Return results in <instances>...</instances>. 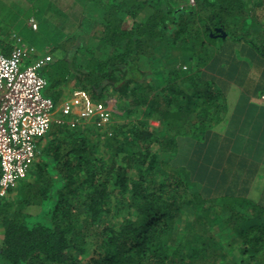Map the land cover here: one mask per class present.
I'll list each match as a JSON object with an SVG mask.
<instances>
[{
	"label": "trees",
	"instance_id": "obj_1",
	"mask_svg": "<svg viewBox=\"0 0 264 264\" xmlns=\"http://www.w3.org/2000/svg\"><path fill=\"white\" fill-rule=\"evenodd\" d=\"M55 1L23 8L58 31L50 95L115 98L120 122L37 142L0 199V264H264V147L226 101L264 93V0H75L67 33ZM15 44L0 33L5 55Z\"/></svg>",
	"mask_w": 264,
	"mask_h": 264
},
{
	"label": "built area",
	"instance_id": "obj_2",
	"mask_svg": "<svg viewBox=\"0 0 264 264\" xmlns=\"http://www.w3.org/2000/svg\"><path fill=\"white\" fill-rule=\"evenodd\" d=\"M31 27L38 29L34 18ZM28 51L21 37L16 38L10 54L0 51V197L27 178L36 159L37 142H43L54 125L70 129L95 126L103 130L116 119L115 98L95 101L80 88L57 107L52 98L44 95L48 81L39 72L53 57L30 61ZM112 133L109 130V135Z\"/></svg>",
	"mask_w": 264,
	"mask_h": 264
},
{
	"label": "rangeland",
	"instance_id": "obj_3",
	"mask_svg": "<svg viewBox=\"0 0 264 264\" xmlns=\"http://www.w3.org/2000/svg\"><path fill=\"white\" fill-rule=\"evenodd\" d=\"M26 0H0V33L2 32L4 35L11 36L13 39H16L17 37H21L23 40V45H27L29 47V53L31 55H36L38 59H43L47 55H51L53 57V62L50 64L44 65L40 68L39 72L44 76H48L51 73V65L56 64L57 60H54L56 54H51V51L49 54H47L48 41L53 39L54 30L51 27V24L45 22V17L47 19L50 18V16H45L41 13L36 12V20L38 26V31L33 30L31 27V19L28 20V16L25 15V8L27 4L25 3ZM29 3V0H27ZM53 3H57L55 0H51ZM41 2V1H40ZM39 2V3H40ZM43 3H45V0H43ZM60 7L65 10L66 13L69 14V19H63L66 24H68L67 31H64L63 33L71 32L73 30L74 25L73 22L79 17V13L82 11V7L80 4H77L75 0H60ZM31 10V8H29ZM76 13V14H75ZM259 16H262L264 14V7L258 9ZM35 19V18H34ZM68 20V21H67ZM86 26V25H84ZM80 29L79 31H81ZM83 32V31H82ZM84 33V32H83ZM85 34V33H84ZM87 36V34H85ZM58 31L55 32L54 39L58 38ZM67 38V37H66ZM86 39V37H85ZM55 42V41H54ZM31 49V51H30ZM68 90H70V93L76 89L73 87V83H70L69 87H65ZM51 87L48 86V88L44 91V95L47 97H50L54 99L51 94ZM237 92L235 90L230 92L231 98L235 100ZM68 96V95H67ZM61 97L57 102V107L61 106V104L65 101L66 97ZM243 99V98H242ZM229 96L226 99L227 105L229 103ZM241 110V109H239ZM237 116V115H236ZM250 115H238V119L241 118V120H238L237 123L233 125L234 128L237 129L236 133H238L241 137H247L250 141L252 140L255 144L261 145L264 147V132L256 131V130H250ZM114 122H120L119 119H115ZM123 122V121H122ZM151 124L155 127H158L160 125L159 121L152 120ZM231 127V126H230ZM44 142V141H43ZM42 143V139H39V144ZM245 142H242L241 145H244ZM42 146V145H41ZM257 182V181H256ZM264 181L260 182L258 181V185H256L252 189V194L257 195V192H260V189L263 185ZM259 188V189H258ZM39 208L32 207L28 209V212L31 214L38 213Z\"/></svg>",
	"mask_w": 264,
	"mask_h": 264
},
{
	"label": "crops",
	"instance_id": "obj_4",
	"mask_svg": "<svg viewBox=\"0 0 264 264\" xmlns=\"http://www.w3.org/2000/svg\"><path fill=\"white\" fill-rule=\"evenodd\" d=\"M233 90L237 92L235 96V102L229 96V117L232 120L236 115H250V126L258 127L254 130L264 132V93L259 97H251L246 94L243 90L237 89L235 87ZM230 95V94H229ZM243 98V99H242ZM241 109V110H239ZM264 138V137H263ZM254 145H257L253 143ZM1 199V197H0ZM0 238L2 235L0 234Z\"/></svg>",
	"mask_w": 264,
	"mask_h": 264
},
{
	"label": "water",
	"instance_id": "obj_5",
	"mask_svg": "<svg viewBox=\"0 0 264 264\" xmlns=\"http://www.w3.org/2000/svg\"><path fill=\"white\" fill-rule=\"evenodd\" d=\"M218 31H219V32H222V29L220 28ZM223 36H226L225 33L223 34Z\"/></svg>",
	"mask_w": 264,
	"mask_h": 264
}]
</instances>
